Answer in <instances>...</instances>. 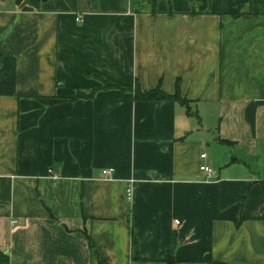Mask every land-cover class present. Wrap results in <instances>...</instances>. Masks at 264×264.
I'll return each instance as SVG.
<instances>
[{
    "label": "crops",
    "instance_id": "1",
    "mask_svg": "<svg viewBox=\"0 0 264 264\" xmlns=\"http://www.w3.org/2000/svg\"><path fill=\"white\" fill-rule=\"evenodd\" d=\"M190 1L0 0L9 264H264V0Z\"/></svg>",
    "mask_w": 264,
    "mask_h": 264
},
{
    "label": "trees",
    "instance_id": "2",
    "mask_svg": "<svg viewBox=\"0 0 264 264\" xmlns=\"http://www.w3.org/2000/svg\"><path fill=\"white\" fill-rule=\"evenodd\" d=\"M252 0H236L235 6L236 10L231 13L233 17H239L243 15L246 11V7L251 5ZM146 3H151L153 6V13H157V5L158 0H131V7L134 11L140 12V7ZM171 3V2H170ZM138 5L137 7H135ZM170 12H172V7H170ZM104 82V88H118L123 91H133L136 100H150V101H174V102H181L187 107H190V100L186 97L181 95L179 84L177 83V90L174 93H167L165 90L162 89L161 85L158 84L157 87L152 89H145L143 90L139 81L136 82V86L133 89H125L120 87L117 84L110 82L102 78ZM96 90H91L90 93H86L82 90H78L77 94L72 97H64V100H77L79 98H90L95 94ZM169 264H174V259L169 256L168 260ZM102 264H108L106 261L101 260ZM0 264H9V256L3 251H0Z\"/></svg>",
    "mask_w": 264,
    "mask_h": 264
},
{
    "label": "built area",
    "instance_id": "3",
    "mask_svg": "<svg viewBox=\"0 0 264 264\" xmlns=\"http://www.w3.org/2000/svg\"><path fill=\"white\" fill-rule=\"evenodd\" d=\"M201 156H202V158H204V157H206V154H202ZM201 170L204 172L210 173V174L214 173V169L208 165H202ZM113 172H114L113 168H107V169H104L102 173H103V176L108 179V178H111ZM126 193H127L128 201H132V199H133V188L132 187L127 188ZM177 222H179V221H177Z\"/></svg>",
    "mask_w": 264,
    "mask_h": 264
},
{
    "label": "rangeland",
    "instance_id": "4",
    "mask_svg": "<svg viewBox=\"0 0 264 264\" xmlns=\"http://www.w3.org/2000/svg\"><path fill=\"white\" fill-rule=\"evenodd\" d=\"M171 3H169V6L170 7H173V3H172V1H170ZM191 3H192V5H193V7L195 8V9H197L198 7H199V2H198V0H192V1H190ZM138 5H136L135 7H137ZM139 7V6H138ZM264 168V165H262V169ZM264 170V169H263Z\"/></svg>",
    "mask_w": 264,
    "mask_h": 264
},
{
    "label": "water",
    "instance_id": "5",
    "mask_svg": "<svg viewBox=\"0 0 264 264\" xmlns=\"http://www.w3.org/2000/svg\"><path fill=\"white\" fill-rule=\"evenodd\" d=\"M43 2H46V1H48V0H42Z\"/></svg>",
    "mask_w": 264,
    "mask_h": 264
}]
</instances>
